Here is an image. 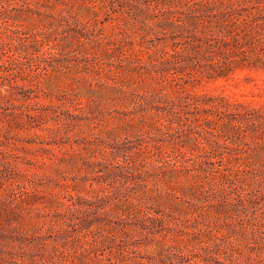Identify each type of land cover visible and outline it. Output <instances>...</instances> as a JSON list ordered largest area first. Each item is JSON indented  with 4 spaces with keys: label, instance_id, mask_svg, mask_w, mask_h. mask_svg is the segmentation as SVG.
Returning <instances> with one entry per match:
<instances>
[{
    "label": "rangeland",
    "instance_id": "rangeland-1",
    "mask_svg": "<svg viewBox=\"0 0 264 264\" xmlns=\"http://www.w3.org/2000/svg\"><path fill=\"white\" fill-rule=\"evenodd\" d=\"M0 264H264V0H0Z\"/></svg>",
    "mask_w": 264,
    "mask_h": 264
}]
</instances>
